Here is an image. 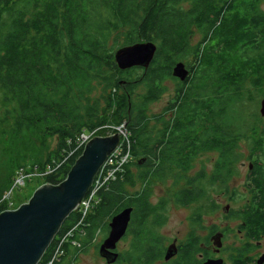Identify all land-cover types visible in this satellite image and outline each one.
Returning a JSON list of instances; mask_svg holds the SVG:
<instances>
[{
	"label": "trees",
	"instance_id": "trees-1",
	"mask_svg": "<svg viewBox=\"0 0 264 264\" xmlns=\"http://www.w3.org/2000/svg\"><path fill=\"white\" fill-rule=\"evenodd\" d=\"M261 4L262 0H0V122L11 125L15 138L41 126L48 136L57 137L49 159L37 168L44 170L53 160L63 164L44 176L45 182L57 184L66 177L81 151L64 161L73 140L84 129L103 126V113L115 100V122L124 123L133 153L117 177L98 190L82 222L80 210L63 222L58 233L62 236L81 222L70 237L80 245L70 239L59 243L55 237L38 264L54 258L52 264H77L98 232L107 234L111 217L127 206L133 208L125 235L131 242L117 264H155L162 259L165 246L157 229L166 219L167 198L155 203L147 187L133 194L127 186L151 184L150 179L165 176V171L174 173L176 183L184 181L173 193L175 201H206L205 212L214 208L209 190L237 172L240 139L257 131L260 120L259 113L248 108L264 94ZM121 36L122 46L156 44L148 68L118 67L115 51ZM183 60L189 74L179 81L172 71ZM169 78L178 81L175 99L165 107L172 116L163 119L153 136L147 107L160 98ZM101 101L105 108H100ZM252 141L259 157L251 162L250 177L261 189L256 193L264 194V137ZM139 146L145 157L134 161ZM208 151L218 154L212 170L208 173L201 165L190 173L193 159ZM3 193L0 190V198ZM8 207L1 198L0 213ZM198 244L189 240L178 250L201 249ZM58 246L63 253L54 256Z\"/></svg>",
	"mask_w": 264,
	"mask_h": 264
},
{
	"label": "rangeland",
	"instance_id": "rangeland-1",
	"mask_svg": "<svg viewBox=\"0 0 264 264\" xmlns=\"http://www.w3.org/2000/svg\"><path fill=\"white\" fill-rule=\"evenodd\" d=\"M261 7L264 10V0H262ZM199 38L200 34L195 36L194 41H197ZM119 42L117 49L122 47V44L124 43V41H122V36L119 37ZM183 61L186 64L188 63L186 62V60ZM138 73L142 74V71L139 70ZM179 81L182 80L179 79ZM164 85L166 89L161 94L160 98L154 102H151L147 107V113L151 117L148 125V130L152 133L153 136L157 135V131L161 128L163 121L167 120L172 116V111H168L165 107L168 106L171 101H174L176 96L175 89L178 86V81L174 80L173 78H169L164 82ZM146 88V86L141 87L140 91L144 92L146 91ZM98 92L97 94H99ZM1 97L2 91L0 90V101ZM263 97L264 94L257 95L256 100H254L248 108L251 112L256 111L257 113H259L258 115L260 117V120L257 126V131L252 133L250 132L246 137L240 139V161L237 165V172L233 174L235 179L229 183L230 186L235 185L238 186L240 189H242L243 187H247L246 182H248V180H250L251 178L248 175V172L250 171L249 164L254 159H257L259 157L258 151H256L255 149L254 151L256 153H253V148L251 144L253 142L252 137H264V134L262 133V129L264 127V116L260 114L261 99ZM117 102L118 101L115 100L113 103L114 105L111 108L106 109L105 113L102 112L103 116L107 121L103 126L97 129L96 135H109L116 133L117 131L119 133V128L121 126L125 127L124 123L116 124L115 122L117 121L116 118H118L116 114ZM106 106L107 105L103 103V101L100 102V108H105ZM1 114L2 108L0 104V116ZM159 114L161 115L160 118L154 117V115ZM124 129L125 131L123 133V136H121V139L126 138L124 135L128 134L127 129ZM44 131L45 127L41 126L36 130L35 133H28L15 138L11 133V125L3 124L0 122V190H3L4 192L1 198L3 199L6 192L14 186V183H16V179L14 177L16 176L17 172L23 170L26 173H32V176L30 178H27V176L24 175V179L23 181H20V185L15 186L13 188L14 192L12 196L6 194L5 199L7 202H9L8 208L14 209L20 206L22 203L27 202L36 190V188H38L41 184L45 183L43 173L41 174L40 169H38V164L46 161L47 158L52 154V152L56 148L57 137H50L48 136V134L44 133ZM99 132L101 134H99ZM136 154L137 155L134 158V161H136V159L138 161V159L145 157V155L142 154L141 146L137 147ZM217 156L218 154L216 151H208L198 155L192 161L195 165L192 164V169L190 170V173L193 174L196 170L201 167V165L205 166L207 172L209 173L212 170L214 160H216ZM48 164L49 162L45 165V167H47ZM132 168L135 174H138L140 172V168L138 166L135 165ZM176 170L177 169H175V171ZM165 172V176L159 175V177H154L150 179L151 184L139 181L135 187L127 186V189L134 194L136 191L147 187L148 190L151 191V199L155 203L161 197L167 198V206L164 211L166 219L162 223V226L157 229V233L163 238V243L166 249V247L172 242V238H178L179 240H183L187 232L192 230L194 221L192 219L193 216H191V214L194 212V209L198 207V204L205 203L206 201L200 203L195 202L191 204L190 207H187L184 204L175 201L173 193L178 187L183 185L184 181L179 180L176 183L174 173H171L169 171ZM209 191L211 193L212 198L216 199V197H218V191H220V188L216 184ZM239 197L244 198L245 193L241 192L239 194ZM207 213L209 214L210 211ZM216 220V212L213 214H209V218L207 219V225L216 223ZM107 235L108 233L103 234L101 232H98V235L96 236L95 240H93V242L90 244L88 250L80 254L77 264H109L106 262L105 258H103L99 254V247ZM130 242V235L123 237V239L118 243V251L121 252L122 250L127 248ZM111 264H117V262Z\"/></svg>",
	"mask_w": 264,
	"mask_h": 264
},
{
	"label": "water",
	"instance_id": "water-1",
	"mask_svg": "<svg viewBox=\"0 0 264 264\" xmlns=\"http://www.w3.org/2000/svg\"><path fill=\"white\" fill-rule=\"evenodd\" d=\"M156 44L152 41L124 45L115 51V61L120 69L148 68L153 60ZM173 75L184 81L189 69L183 61L177 62ZM260 114L264 116V97ZM120 133L92 136L82 152L59 183L41 184L27 202L17 208L0 213V264H38L58 235L65 219L78 210L91 189L94 179L108 156L118 147ZM143 159L139 160L142 163ZM253 164H249V169ZM133 208L124 207L109 221V232L99 247V254L111 264L117 262L118 243L126 235ZM215 244H218L216 240ZM178 251L176 240L165 249V260ZM210 260L206 264H216Z\"/></svg>",
	"mask_w": 264,
	"mask_h": 264
},
{
	"label": "flooded vegetation",
	"instance_id": "flooded-vegetation-1",
	"mask_svg": "<svg viewBox=\"0 0 264 264\" xmlns=\"http://www.w3.org/2000/svg\"><path fill=\"white\" fill-rule=\"evenodd\" d=\"M248 175L252 176L251 170ZM234 179L231 176L226 183L219 181L220 191L209 213H217L216 223L207 225V204H198L199 211L194 209L191 214L192 230L183 240L172 238L180 248L187 241L196 239L201 249L178 250L169 260H165L164 251L162 259L156 260L155 264H206L210 260H218L216 264H264V194L256 193L261 189L254 187L251 178L242 189L229 185ZM241 192L245 193L244 198L239 197ZM191 204L184 205L190 207ZM198 212H201L199 218Z\"/></svg>",
	"mask_w": 264,
	"mask_h": 264
},
{
	"label": "built area",
	"instance_id": "built-area-1",
	"mask_svg": "<svg viewBox=\"0 0 264 264\" xmlns=\"http://www.w3.org/2000/svg\"><path fill=\"white\" fill-rule=\"evenodd\" d=\"M122 127H124V126H121L119 128L120 136H123V133L125 131V129H124L125 127L124 128H122ZM96 134H97V129H93V130L84 129L82 132H80L76 136V138L73 140V146L70 149L69 153L66 154L64 161H66L68 159V156L74 155L80 149H81V151H80V153H81L86 142L89 139H91L92 136H96ZM124 136L126 138L121 139L122 142L120 141V144L118 145V147L108 156L107 160L101 166L99 172L97 173V175L94 179L93 185H92L91 189L89 190L90 193L88 192L86 197L80 203L78 210H80V212L82 214L81 222L84 220V218L86 217V215L90 211L91 206L94 202V199L96 198V194H97L98 190L100 188H102L105 184H107V182L109 180L115 179L117 177V175L124 168V165L126 163H128L130 160H132V152L130 150V138H129L128 134H125ZM71 141L72 140H70V142ZM125 142H126V147L123 146V144L125 145ZM61 164H63V163L60 161H57V160H55V161L53 160V162L49 163L47 165V167H45L44 170H40L41 174L43 173V177H44V176H46L52 172H55L56 169L59 168ZM24 175L27 176V178H30L32 176V173H30V172L26 173L23 170L17 172L15 179H16V183H19V184L14 183V186L6 192L7 195H10V196L13 195V192H14L13 188L15 186L20 185V181H23ZM6 194L4 195L3 199H5ZM80 223L77 224L76 226H74L68 232H66L64 234V236L57 235L56 238H57V240H59V243H63V242L68 241L70 239V237L74 234V231L78 228L79 229L81 228ZM80 231L82 232V230H80ZM70 240H72L73 245H76V246L80 245V244H78L77 240L72 239V238ZM62 253H63L62 247L58 246L54 256H57V255L62 254ZM53 260H50L47 264H52Z\"/></svg>",
	"mask_w": 264,
	"mask_h": 264
},
{
	"label": "bare ground",
	"instance_id": "bare-ground-1",
	"mask_svg": "<svg viewBox=\"0 0 264 264\" xmlns=\"http://www.w3.org/2000/svg\"><path fill=\"white\" fill-rule=\"evenodd\" d=\"M132 155H133V153H132Z\"/></svg>",
	"mask_w": 264,
	"mask_h": 264
}]
</instances>
